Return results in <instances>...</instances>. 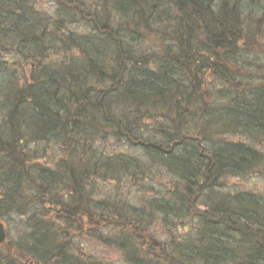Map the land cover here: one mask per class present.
I'll return each instance as SVG.
<instances>
[{"label":"trees","instance_id":"1","mask_svg":"<svg viewBox=\"0 0 264 264\" xmlns=\"http://www.w3.org/2000/svg\"><path fill=\"white\" fill-rule=\"evenodd\" d=\"M40 1L0 0V220L34 229L16 258L109 264L49 220L88 212L90 184L129 264H264V0Z\"/></svg>","mask_w":264,"mask_h":264},{"label":"rangeland","instance_id":"2","mask_svg":"<svg viewBox=\"0 0 264 264\" xmlns=\"http://www.w3.org/2000/svg\"><path fill=\"white\" fill-rule=\"evenodd\" d=\"M41 9H48L50 7L53 8V6H55V2L53 0H42L39 2L38 5ZM1 56V55H0ZM9 58H11V56H9ZM2 59V58H0ZM3 61V60H1ZM4 69L7 70V73L5 75L6 78L12 77L14 79H18L21 80L24 76L23 75H27L29 74L30 70H26L25 72H23V70L21 69H16L14 66H6ZM2 75V74H1ZM27 136H29V134H27ZM54 145V144H53ZM116 146V145H115ZM39 147V144H38ZM32 148H36V146L33 147L32 143L27 144L26 148H24L25 151L32 152ZM40 148V147H39ZM110 148H114V144H111ZM119 150H123V148H120ZM23 151V150H22ZM42 151V150H41ZM48 155L51 157L54 156V151L49 149L48 151ZM31 156V161L32 162H36L35 158H33L35 156L34 153H29ZM41 156V161L39 162L40 164H44V166H47L45 161H42V153H40ZM63 156V155H62ZM61 156V158H56L57 154L55 157L51 158V162L53 164V166L55 164H60V160L63 158ZM31 162V163H32ZM38 162V161H37ZM50 162V163H51ZM36 164V163H35ZM51 164V165H52ZM42 168V167H40ZM169 179L168 176H164L162 179H155L153 180V184H163L165 181H167ZM236 182L235 180L231 181ZM242 183V182H240ZM262 182L259 183V185L254 186L251 180H248L246 182H243L241 189L245 190V191H252L255 190L256 188H260L263 185H261ZM256 184V183H255ZM258 184V183H257ZM83 188V192L86 194L83 198V203L82 204H86L87 206V210H89L88 212H85L83 214H79L77 217H71L68 218L67 220H64V218L62 217L61 214V209L60 207H57L54 209V214H52V216H49V220L56 225L57 230L59 232L63 230V232L66 233V235H73V237H71L73 240L77 241V243L79 242L78 239H81L83 243V247L81 248L82 250H79V244L76 245L77 249L73 250V246H71V249L73 251H75L76 253H82L84 258H92V259H103L106 263L109 264H129L128 261L126 262V260L129 257H124V255L121 252H116L114 251L110 245L106 244L107 239H110L112 236V233H114V229L116 228L115 225H110V221L111 218L109 216H105V213H101L99 210L95 209V204H98L100 206H106L107 203V199H106V193L107 191L105 190V192L102 195H98L95 193V191L93 190L92 186L85 184ZM130 192H132L129 189ZM29 203L28 204H36V199L34 198H30L29 199ZM89 201V202H88ZM129 201L131 204H139L137 199H131L129 196ZM46 202V199L42 198V204L44 205V203ZM44 207V210H46V212L48 213L49 209H48V205H44L42 206V208ZM44 213V212H43ZM43 213H42V217H43ZM51 213V212H50ZM56 213V214H55ZM96 215H101L100 219H102V224L101 221L99 220V218H97ZM56 215V216H55ZM27 216L25 217H21V215L19 216L18 214L16 215L15 213L12 214H7L5 215L4 219H2V223L5 225V228L8 232V238L7 241L0 246V258L1 256L4 255H8L10 256V260L13 263L14 260H16L17 264H33L30 260V258H24V259H19L16 258L17 255H20L18 253L17 247L18 246H22V241H24L23 236H28L33 232V228L31 223H29V221L27 220ZM60 216V217H59ZM108 222V223H107ZM68 231H70L71 234H68ZM154 234L151 235V237L148 238H144L142 239L140 242L143 245V249L148 251V255L153 257V256H163L162 252L165 253H170L171 251V247L168 244V241L170 239L171 234L169 232H166L163 229V226L161 227V225H156L155 229H154ZM80 236V238H79ZM175 240L173 239V242ZM73 242V241H72ZM155 242H157V245L155 244Z\"/></svg>","mask_w":264,"mask_h":264},{"label":"water","instance_id":"3","mask_svg":"<svg viewBox=\"0 0 264 264\" xmlns=\"http://www.w3.org/2000/svg\"><path fill=\"white\" fill-rule=\"evenodd\" d=\"M8 238V232L4 226V224L0 221V246H2ZM157 245V242H155Z\"/></svg>","mask_w":264,"mask_h":264},{"label":"bare ground","instance_id":"4","mask_svg":"<svg viewBox=\"0 0 264 264\" xmlns=\"http://www.w3.org/2000/svg\"><path fill=\"white\" fill-rule=\"evenodd\" d=\"M39 142H40V141H39ZM39 142H38V143H39ZM31 143H32V142H31ZM32 144H33V147L36 146V145H34V143H32ZM39 147H40V149H41V148H42V144H39ZM32 149L35 150L36 148H32ZM40 151H41V150H40Z\"/></svg>","mask_w":264,"mask_h":264}]
</instances>
